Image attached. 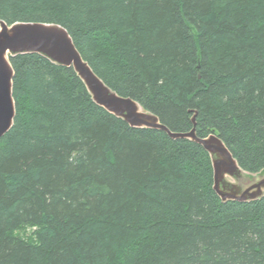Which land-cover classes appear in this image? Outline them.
Masks as SVG:
<instances>
[{
	"label": "trees",
	"instance_id": "16d2710c",
	"mask_svg": "<svg viewBox=\"0 0 264 264\" xmlns=\"http://www.w3.org/2000/svg\"><path fill=\"white\" fill-rule=\"evenodd\" d=\"M1 21L63 27L111 90L264 172V0H0ZM10 64L0 264H264V193L222 201L196 142L130 126L72 67Z\"/></svg>",
	"mask_w": 264,
	"mask_h": 264
},
{
	"label": "water",
	"instance_id": "95a60500",
	"mask_svg": "<svg viewBox=\"0 0 264 264\" xmlns=\"http://www.w3.org/2000/svg\"><path fill=\"white\" fill-rule=\"evenodd\" d=\"M21 53H38L53 63L72 67L84 82L95 103L122 118L130 126L160 129L173 139L185 138L199 144L211 158L213 189L222 201H250L263 195L264 176L244 189L225 184V175L235 177L243 171L214 132L199 137L194 117L193 126L188 132H170L154 114L142 110L136 101L120 96L106 86L82 59L68 32L57 24L16 22L8 25L0 22V138L11 128L15 116L12 97L14 71L10 57Z\"/></svg>",
	"mask_w": 264,
	"mask_h": 264
},
{
	"label": "rangeland",
	"instance_id": "374dc122",
	"mask_svg": "<svg viewBox=\"0 0 264 264\" xmlns=\"http://www.w3.org/2000/svg\"><path fill=\"white\" fill-rule=\"evenodd\" d=\"M144 110V109H142ZM145 111V110H144ZM262 176H264V172L262 173H257V174H247L245 172H240L239 176L231 177L229 175H225L224 181L226 182L225 184H232L234 186L240 187V188H246L253 182H256L259 180ZM226 187V186H225ZM228 188V187H226ZM230 188V186H229Z\"/></svg>",
	"mask_w": 264,
	"mask_h": 264
},
{
	"label": "bare ground",
	"instance_id": "6f19581e",
	"mask_svg": "<svg viewBox=\"0 0 264 264\" xmlns=\"http://www.w3.org/2000/svg\"><path fill=\"white\" fill-rule=\"evenodd\" d=\"M141 109H143L142 107H141ZM146 111V110H145ZM170 132H173V131H171L170 129H168ZM163 131V130H162ZM165 132V131H164ZM173 133H180V132H173ZM183 139H185V138H183ZM244 172V171H243Z\"/></svg>",
	"mask_w": 264,
	"mask_h": 264
}]
</instances>
